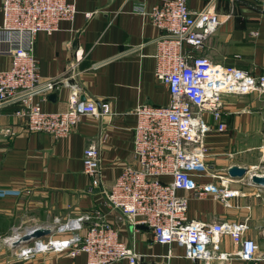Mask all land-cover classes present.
I'll use <instances>...</instances> for the list:
<instances>
[{"label":"crops","instance_id":"1","mask_svg":"<svg viewBox=\"0 0 264 264\" xmlns=\"http://www.w3.org/2000/svg\"><path fill=\"white\" fill-rule=\"evenodd\" d=\"M69 1L77 8L74 20L62 21L59 30L51 34L40 32L35 37L40 77L62 82L34 100L45 113L57 114L66 111L71 97L77 94L80 102L108 103L110 114L83 116L67 136L56 138L50 133L28 131L25 119L15 113L16 104L0 107V128L15 131L12 137L0 136V223L12 221L9 228L19 215H25L32 223L25 224L23 234L38 227L53 230L52 235L38 240L47 248L38 249L36 241L8 248L9 255L4 257L5 252L0 253V264H87L85 253L70 256L50 241L72 237L75 232L58 230L70 221L83 218L85 230L90 223L88 217L92 222L111 224L119 241L141 255L138 264H219L214 260L190 259L185 248L177 243L155 242L147 226L133 225L119 210L109 206L101 189L93 188L91 178L84 172L83 153L94 143L100 144L101 174L107 186L126 165L137 166L133 157L138 121L135 108L141 104L168 106L170 102L168 88L155 78L157 42L163 31L154 27L146 14L165 0ZM210 1L189 0L188 6L192 11L203 10ZM214 9L223 23L210 37L203 54L215 64L236 67L254 77L264 76V12L259 3L214 0ZM9 66L10 56L0 48V73ZM201 116L209 127L205 137L209 171L196 180L200 184L219 185V179L212 174L221 175L228 188L239 194L228 202L210 195L191 198L188 219L210 224L246 223L249 228L245 235L258 239L262 246L264 213L261 215L259 206L263 205L260 198L264 187L255 185L252 178L248 180L249 176L231 177L228 170L234 165L250 172L264 167V96L225 95L220 121L227 127L223 132L217 130L219 121L214 120L212 113L204 112ZM251 155L257 160L249 164ZM247 184L254 187V193L243 191L242 186ZM15 226L10 229L18 232ZM220 251H237L229 235L221 237ZM113 264L130 262L123 259ZM226 264L264 261L233 259Z\"/></svg>","mask_w":264,"mask_h":264},{"label":"built area","instance_id":"2","mask_svg":"<svg viewBox=\"0 0 264 264\" xmlns=\"http://www.w3.org/2000/svg\"><path fill=\"white\" fill-rule=\"evenodd\" d=\"M256 1L264 12V0ZM188 2L165 0L146 13L154 27L163 31L157 42L155 78L168 88L170 102L168 106L141 104L135 108L138 121L133 157L137 166L126 165L107 186L101 174L100 144L94 143L83 153L84 172L91 178L92 187L101 189L109 206L133 225L147 226L157 243H177L185 248L186 257L219 264L233 259L264 261V231L261 246L258 239L245 235L249 228L246 223L210 224L189 221L187 216L191 198L210 195L228 202L239 194L228 188L221 175L212 174L219 179V185L196 180L209 171L205 146L209 127L201 115L212 113L219 121L217 130L223 132L227 127L220 121L225 95L264 96L263 75L254 77L236 67L215 64L203 54L210 37L223 23L214 9V0L198 11H192ZM2 5L0 48L10 56V66L0 73V107L16 104L15 113L25 119L28 131L50 133L56 138L67 136L83 116L109 115L108 103L80 102L77 94L71 97L69 108L57 114L45 113L34 100L62 82L40 77L35 37L40 32L59 30L62 21H73L75 4L69 0H3ZM14 135L12 128H0V136ZM79 220L58 228L63 233L75 232L72 237L50 244L73 257L85 253L87 264H113L123 259L138 264L141 255L119 241L111 224L92 222L88 217L90 223L84 230L83 218ZM80 230L85 232L80 235ZM224 235L232 238L235 253L220 251ZM40 241L35 242L36 246L43 249Z\"/></svg>","mask_w":264,"mask_h":264},{"label":"water","instance_id":"3","mask_svg":"<svg viewBox=\"0 0 264 264\" xmlns=\"http://www.w3.org/2000/svg\"><path fill=\"white\" fill-rule=\"evenodd\" d=\"M249 169L246 167H240L237 165H234L229 168L228 174L231 177H239L243 178L247 175ZM252 182L255 185H258L259 187H264V175L260 174H254L252 177ZM144 226V225H139ZM53 234V230L51 228L46 227H38L35 228L34 231H31L29 233L23 234L19 239L14 241L11 246L13 248H17L22 245L31 244L32 242H37V240L43 239L45 236H50Z\"/></svg>","mask_w":264,"mask_h":264},{"label":"rangeland","instance_id":"4","mask_svg":"<svg viewBox=\"0 0 264 264\" xmlns=\"http://www.w3.org/2000/svg\"><path fill=\"white\" fill-rule=\"evenodd\" d=\"M249 160L250 161H247V162H249V164H250V163H253V162L255 163L257 159H256V157H254V155H251V159H249ZM243 179H245V178H243ZM247 179L250 180L248 177H247ZM238 186H239V184H238ZM242 187H244L243 191L247 192L248 194L255 192L254 187H252L251 185L247 184V185H243ZM261 196H262V198H260V199H261L263 205L259 206V207H261L260 212H261V215H262V213H264V203H263L264 202V191H263V193H261ZM261 215H259V216H261ZM11 222L8 221V219H7V220H4V222L0 223V253L2 251H4L5 252V253H3L4 257L10 254L9 251L7 252V249L8 248H10V249L12 248L11 244H9V242H7L8 238L13 236L17 232V231L11 230L10 228L13 225H17L19 227L15 226V228H19L18 231L19 232H23L24 229H25V224L32 223V220L28 219V217L25 216V215H19L18 219H15V224H12V226L8 228L9 223H11Z\"/></svg>","mask_w":264,"mask_h":264},{"label":"bare ground","instance_id":"5","mask_svg":"<svg viewBox=\"0 0 264 264\" xmlns=\"http://www.w3.org/2000/svg\"><path fill=\"white\" fill-rule=\"evenodd\" d=\"M256 170V172H250V171H248V173H247V175L246 176H249V179L254 175V174H263L264 175V167H257V168H255ZM263 171V172H262ZM245 176V177H246ZM33 230V229H32ZM32 230H30V232L32 231ZM23 234V232H16L13 236H11V237H9L8 238V241L7 242H9V244H12L14 241H16L17 239H19L20 237H21V235ZM45 245L44 244H41L40 245V248H43Z\"/></svg>","mask_w":264,"mask_h":264}]
</instances>
